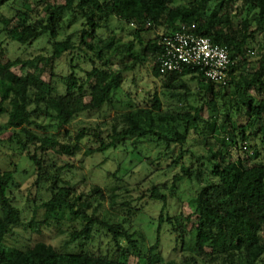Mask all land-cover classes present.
Here are the masks:
<instances>
[{"label": "trees", "instance_id": "16d2710c", "mask_svg": "<svg viewBox=\"0 0 264 264\" xmlns=\"http://www.w3.org/2000/svg\"><path fill=\"white\" fill-rule=\"evenodd\" d=\"M20 1L15 6L17 0H0V10L3 7L14 9L10 17L0 13V33L23 46L47 34L52 51L49 55L8 60H3L0 52V117L6 115L5 127L13 129L10 139L26 138L21 144L38 174L44 172V153L48 150L58 156H75L86 134L81 130L73 137L68 126L81 113L98 111L112 104L122 89L125 74L152 60L154 75L163 77L168 89H175L178 99L183 104L188 102L185 106L189 109H165L155 94L150 107H131L117 114L118 129L114 126L111 141H102L97 150L103 152L117 147L118 142L128 137L165 144L167 149L177 145L181 153L173 161L171 166H174L188 151L186 144L191 135L195 131L202 133L205 136L202 143L210 152L206 158L211 163L209 171L214 180L199 189L194 197V209L187 217L188 221L194 217L193 253L183 257V264H264V160H255L261 152L257 143H251L252 139H260L264 144V37L259 51L251 47L259 33L264 35V0H187L177 4L173 0H65L45 3L42 17H34V11L40 1L45 0ZM212 2H215L213 6ZM65 17L68 27L78 19L82 21L79 45L72 34L60 39ZM113 17L133 27L138 44L134 40L113 44L111 38L104 39L99 34ZM232 17L239 20L237 27ZM192 22L197 23V33L229 49L232 63L225 83L210 80L199 67H186L182 72H160L159 58L164 49L159 39L175 33L181 24ZM150 29L155 30L156 36L144 41L143 33ZM78 48L85 50L92 68L82 77L74 73L64 76V88L60 89L54 82L57 75L54 64L65 53ZM249 53H258L259 58L250 62ZM113 57L120 59L116 69ZM46 73L50 74V80L44 78ZM178 80H181L179 86ZM188 81L196 82L195 87ZM234 83L236 91L230 93ZM196 95L203 97L210 109L212 107L209 118L201 114L202 106L191 105L190 100ZM229 95L235 99V105L215 114L219 100ZM50 108L57 112L52 124L56 132L39 134L32 127L47 130L48 126L40 118ZM241 112L244 114L239 115ZM239 116L245 119L240 122ZM201 122L205 126L200 131ZM214 139L221 143L217 150L211 146ZM233 149L244 150L248 158L234 159ZM251 160L254 163H249ZM202 176L201 169L195 171L181 164L180 172L172 177L169 193L153 185L149 197L165 204L170 196H177L179 183L184 178L201 181ZM51 178V196L42 207L50 213L68 209L72 216L85 221L82 227H75L69 233L65 246L92 240L98 224L111 234L116 246L114 255L94 254L85 248L67 251L45 241L30 243L27 247L6 246V237L16 233L24 220L12 193L15 171L5 169L0 170V264H127L132 254L140 255L138 232L129 233L120 223L112 224L96 217L106 200L101 186L93 184V196L84 198V193L77 195L75 189L58 184L57 173ZM116 194L110 196L112 205ZM165 221L183 244L187 236L183 220L175 216ZM163 222L161 215L158 235ZM122 241L127 244L123 245ZM158 245L159 236L151 250Z\"/></svg>", "mask_w": 264, "mask_h": 264}, {"label": "rangeland", "instance_id": "374dc122", "mask_svg": "<svg viewBox=\"0 0 264 264\" xmlns=\"http://www.w3.org/2000/svg\"><path fill=\"white\" fill-rule=\"evenodd\" d=\"M187 0H173L174 3L186 2ZM47 2H65V0H45L40 1L38 9L34 11V17H42L45 13V3ZM20 0L15 3L19 5ZM215 2H212V6ZM0 13L5 16H12L14 9L3 7ZM246 13L245 11L243 14ZM67 17L64 18L60 39H65L67 35L72 34L73 40L79 45L82 21L78 19L68 27ZM235 27L239 20L232 17ZM133 27L127 23L113 17L108 26L102 27L99 34L104 38H111L113 44H123L129 40H136ZM155 30H146L143 33L144 41L155 38ZM49 35H44L31 45H20L9 39L4 33H0V52L3 60L14 59L18 57L31 58L39 54L49 55L52 51V43L47 39ZM263 34H258L252 42L251 47L259 51V43H263ZM112 43V42H111ZM142 49L141 45H138ZM84 49H86L84 47ZM111 54L110 52H108ZM108 54V55H109ZM121 54V53H120ZM124 55L123 53L121 54ZM259 54H248V61L255 62ZM113 68H118L119 57H113ZM100 65L101 62L99 61ZM154 62L149 60L135 68L133 71L125 74L122 89L117 92L114 102L105 105L98 111H86L81 113L68 126L71 134L76 136L78 132L84 130L85 137L80 141L81 150L73 157L66 155L58 156L52 150L44 153L45 163L42 174H38L35 164L29 160L26 150L23 149L21 140L26 138L14 137L12 128H6L7 116L0 117V170L11 169L15 171V183L12 186L15 204L20 208L24 220L23 226L17 228V232L8 235L5 245L9 247H27L30 243L45 241L57 248L67 251H76L85 248L94 254L113 256L116 246L111 234L107 229L100 225H95V237L86 243H72L65 246L69 238V233L76 227L83 226L85 221L80 217L71 215L68 209L58 213H50L42 207V203L51 196L49 187L52 185V178L58 174V184L68 186L76 190L77 195L84 193L85 197H92L91 187L93 184L101 186L106 195L102 207L96 212L98 219L117 224L120 223L129 233L138 232L136 238L139 240L140 255L132 254L127 264H183V257L192 252L194 246L195 232L193 228L194 217L191 221L187 217L193 211V200L199 189L209 184L214 178L209 169L210 161L206 156H210L208 147L202 142L204 135L194 132L186 144V153L183 155L179 164L171 166L176 156L181 153L180 146L174 145L166 148L165 144L157 145L145 139H136L128 137L123 142H118L117 147H111L106 151H98L102 141L110 142V136L114 134V126L117 127V114L131 107H150L153 103L155 94L161 99L163 108L182 110L189 109L188 102L183 104L175 94V89L171 91L163 81V77H156L153 73ZM92 68V63L88 60L85 50L80 48L72 52L65 53L54 64V70L57 74L54 82L64 88V76L74 73L76 76H85L87 70ZM44 78L50 80V74L46 73ZM195 87L196 82L188 81ZM177 86L181 85V80L177 81ZM236 91L235 83L230 88V93ZM225 101V103H223ZM192 106H202L204 118H209L210 106L205 103L203 97L197 96L190 100ZM225 104V105H224ZM235 105V99L230 95L223 100H219L215 114L224 112L228 107ZM56 110L50 108V111L40 118L48 126L44 131L38 127H32L33 130L40 133L52 134L55 127ZM233 117H236L232 111ZM244 114L243 112L239 113ZM221 115V114H220ZM241 122L244 116L237 117ZM121 126V125H120ZM201 129L205 124L201 122ZM219 130L216 134H219ZM211 144L214 150L221 147L220 141L214 139ZM252 144L257 143L261 152L255 160H264V144L260 139H252ZM34 147V146H32ZM244 148V146H243ZM234 159L248 158L244 150H232ZM249 163H254L253 160ZM181 164L191 166L193 170L201 169L203 179L198 181L196 178H184L177 189V196L169 197L164 204L163 201L152 200L149 197V189L153 185H158L163 191L169 193L172 177L181 170ZM171 166V167H169ZM116 192L114 197L115 204H111L110 196ZM94 202L93 205H95ZM91 213V211H89ZM163 215L164 222L161 224V231L158 235L157 227L160 216ZM178 216L183 220L187 229V236L184 243L178 240L177 234L171 229V226L165 221L170 217ZM159 236V245L151 250V246L156 243ZM123 245L127 242L122 241Z\"/></svg>", "mask_w": 264, "mask_h": 264}, {"label": "built area", "instance_id": "2783aa9c", "mask_svg": "<svg viewBox=\"0 0 264 264\" xmlns=\"http://www.w3.org/2000/svg\"><path fill=\"white\" fill-rule=\"evenodd\" d=\"M159 45L164 49L159 58L162 74L199 67L210 80L226 82L232 63L229 49L197 33V23L181 24L172 35H162Z\"/></svg>", "mask_w": 264, "mask_h": 264}]
</instances>
